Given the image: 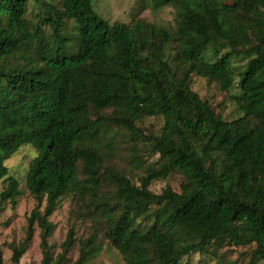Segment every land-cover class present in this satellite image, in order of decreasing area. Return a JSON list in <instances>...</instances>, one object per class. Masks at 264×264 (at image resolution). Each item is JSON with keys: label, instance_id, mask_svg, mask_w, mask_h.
Here are the masks:
<instances>
[{"label": "trees", "instance_id": "obj_1", "mask_svg": "<svg viewBox=\"0 0 264 264\" xmlns=\"http://www.w3.org/2000/svg\"><path fill=\"white\" fill-rule=\"evenodd\" d=\"M28 1L0 0V203L15 207L20 194L4 162L24 145L37 152L25 174L36 205L10 247L12 263L38 227L40 264H67L74 230L56 257L48 243L49 217L67 193L85 200L96 224L70 264H91L103 239L123 264H187L221 242L250 247L249 264L264 260V0H150L174 9L169 28L110 24L93 0H31L43 9L33 25ZM67 20L76 23L75 51L61 32ZM192 75L223 92L236 87L240 115L215 112L191 89ZM149 117L162 124L144 134ZM112 127L157 156L138 184L103 164ZM170 172L181 177L179 191L152 192Z\"/></svg>", "mask_w": 264, "mask_h": 264}, {"label": "rangeland", "instance_id": "obj_2", "mask_svg": "<svg viewBox=\"0 0 264 264\" xmlns=\"http://www.w3.org/2000/svg\"><path fill=\"white\" fill-rule=\"evenodd\" d=\"M54 6H58L59 0H45ZM224 3H232L234 0H221ZM27 18L33 25L43 15V9L28 1ZM93 8L96 13L106 19L110 24L125 23L132 24L137 20H143L157 26H174V9L171 6L153 8L150 0H93ZM39 23V22H38ZM62 35L69 38L68 48L75 51V39L77 36L76 23L67 20L62 28ZM45 33L50 30L45 27ZM243 62L234 61L235 70L241 69ZM190 87L202 99L209 102L215 112L219 113L225 120H232L240 115L233 96L238 93L236 87L230 92L220 91L214 83H209L205 78L192 75ZM162 121L159 117H149L140 124L144 134L156 133ZM105 154L104 165H110L115 170L122 172L134 183L138 184L140 176L145 168L156 161L157 156L148 153L142 147H131L124 131L112 127L109 133L102 139ZM36 150L24 145L20 147L4 163L9 173L18 181L20 191L15 207H11L8 201L0 203V245L4 264L12 263V245H17L25 235L26 218L31 209L36 205L34 199L29 195L25 187V174L29 161L36 155ZM181 177L170 172L164 179L154 180L150 190L159 193L163 188L169 186L179 191ZM5 184L0 182V192ZM109 188L102 187V192ZM42 209V206L40 207ZM49 219L53 223V229L48 237L50 251L53 257L61 252L60 245L69 229L75 232L76 242L67 253V264L72 263L78 255V241L87 238L96 228V224L87 214L85 200L75 193H67L59 198L55 210ZM101 236V234L99 233ZM39 228L35 227L32 240L20 258V264H40L42 253L40 249ZM187 264H249L250 247H236L221 242L211 246L204 253H193L183 259ZM91 264H123L122 257L107 240H102V249ZM253 264H264V260H256Z\"/></svg>", "mask_w": 264, "mask_h": 264}]
</instances>
